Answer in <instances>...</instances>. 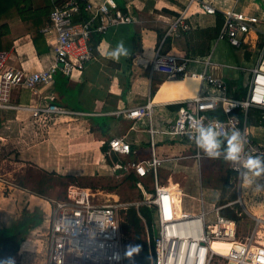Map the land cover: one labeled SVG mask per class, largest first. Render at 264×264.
<instances>
[{
    "label": "built area",
    "instance_id": "2783aa9c",
    "mask_svg": "<svg viewBox=\"0 0 264 264\" xmlns=\"http://www.w3.org/2000/svg\"><path fill=\"white\" fill-rule=\"evenodd\" d=\"M82 2L83 6H80L76 0H66L50 10L40 29L53 55L48 66L33 71L12 67L7 63L8 51L0 49V106H9L7 100L12 85L34 88L52 83L55 72L64 76L75 72L80 74L95 57L96 34L105 32L110 26L135 21L129 5L117 4L115 0ZM193 3L198 6L199 12L213 17V24L220 14L222 23L215 41L224 40L241 50L249 43L250 32L263 35V44L255 63L244 68L245 76L236 85L238 89H243L237 91V95L227 93L224 78L213 73L212 69L218 65L212 63L210 55L201 59L196 55L162 50L167 37L176 38L181 32L199 26L198 16L190 12ZM235 3L228 6L220 0H187L185 7L166 24L149 67L151 72H158L167 78L197 76L202 84L196 96L177 101L179 107L175 117L160 132L178 139L186 138L194 144L196 152L192 156L198 159L203 153L192 138L198 124H211L229 135L238 131L242 143L241 161L225 160L229 169L242 174L248 170L243 165L249 157L259 158L264 164V142L255 137L253 130L254 125L264 129V27H258L264 24V5L261 7L260 4L257 12H251L250 9L238 8ZM77 14L80 19L76 21L73 16ZM191 63L201 64L202 70L189 69ZM49 99L51 102L30 107L34 122L42 127L60 115L84 114L63 102L53 101L56 99L54 96ZM153 107L149 100L117 113L121 112L132 120L141 117L150 119ZM216 110H221L224 116L211 114ZM133 127L134 123L130 128ZM149 131L154 133L156 130L150 127ZM221 139L227 143L225 138ZM103 144L109 153L114 152L119 157L134 152L124 136H112ZM225 149L220 157L224 158ZM161 160L152 149L148 160L105 162L111 175L133 173L139 178L151 175L152 192L141 201L104 200L100 196L102 191L98 189L92 197L88 194V187L77 184H70L63 198L51 199L45 264H123L120 211L133 203L153 207L156 235L152 244L148 241L150 264H264V244L252 250V233L239 238L235 220L220 213L233 202L213 204L211 210H216L213 221L207 219L211 210H204L203 206L196 213L180 210L182 192L163 186L158 180L157 169ZM216 242L227 243L228 249L224 251L220 246L213 247Z\"/></svg>",
    "mask_w": 264,
    "mask_h": 264
},
{
    "label": "crops",
    "instance_id": "0c3cea01",
    "mask_svg": "<svg viewBox=\"0 0 264 264\" xmlns=\"http://www.w3.org/2000/svg\"><path fill=\"white\" fill-rule=\"evenodd\" d=\"M64 1L66 0H30L32 11L28 10L23 14H18L15 6L9 7L7 2H4L5 6L0 9V26H5L13 39L9 48L0 49L8 51V65L33 71L42 69L51 63L53 55L45 37L43 36V39L48 49L38 53L23 19L30 18L31 15L32 17L37 16L38 18L34 19L29 26H39L45 23L53 6ZM220 1L228 6L236 2L235 6L250 9L251 12H257V7H260V4L261 7L264 5V0L262 3L256 0ZM115 2L120 5H129L135 21L116 24L108 27L105 32L96 34L95 57L85 65L80 74L75 72L71 76H64L55 72L52 83L36 85L34 88L19 85H12L9 88L7 100L9 106H0V229L8 227L20 215L27 200L25 190L29 187V181H27L29 168L36 172L54 170L58 174L92 175L95 173L94 168L97 163L101 167L103 159L108 163L101 151V146L104 145L103 141L112 136H124L134 150L129 155L117 156L118 160H148L152 155V149L154 150L155 155L162 159L157 169L158 180L163 186H175L182 192L183 197L179 203L182 212L196 213L203 206L201 188V196L196 197L184 190V186L188 185L189 177L185 171L186 166L192 170L195 168L199 178L203 175V170L209 171L207 183L213 185L210 174L212 170L208 164L220 160L226 161L223 157L210 158L200 148L203 156L197 159L192 156L196 152L193 143L186 138L178 139L160 132L166 129L176 115V107L173 104H177L178 100L194 97L202 87L197 79L186 78L180 82L158 72H151L149 67L156 47L164 34L166 24L185 7L187 0H115ZM190 10L198 11L199 8L193 3ZM197 13L201 16V19L200 16L198 17L199 26L190 31L181 32L176 38L167 37L169 43L165 39L163 51L196 55L201 59L205 58L206 54L210 55L211 59L216 43L224 40L215 41L217 32L214 37L205 41L208 49L204 55H200L198 50L193 49L194 42L202 40L198 31L210 24L213 25V17ZM73 19L79 20L80 15H74ZM258 27L263 28L264 24H259ZM196 29L199 36L191 37L190 33ZM184 36H186V43L190 46L187 49L190 50L189 52L181 46L180 40ZM248 37L249 43L245 44L241 49L243 51L239 50V52L241 51L240 54L244 58L250 55L251 58L247 61L252 60L254 64L263 44V35L260 32L256 35L250 32ZM174 41L178 44L177 47L172 45ZM213 41L215 43L210 50V44ZM120 45L127 54L113 57L112 53L117 52ZM0 47H2L1 43ZM212 63L218 65L212 71L224 78L227 93L230 92L234 96L237 95V91H243L236 85L240 84L241 79L243 80L246 69L228 65L232 70L239 69V73L232 72L231 75H224L222 69L227 65ZM50 96L56 98L53 101L63 102L67 107L78 109L84 114L60 115L48 122L47 126L42 127L34 122L30 107L51 102ZM149 100L154 106L150 119L141 117L132 120L123 116L121 112L117 113V111ZM133 123L134 127L131 129L130 126ZM150 127L156 131L151 133ZM253 130L255 137L264 142V129L254 125ZM203 159L213 161L203 164ZM229 170L231 169L228 168V174L234 172ZM234 173L237 174V172ZM261 174L264 175V172ZM243 180L244 176H242L236 200L221 201L219 195V202H233L232 205L238 202L242 208H245L247 205L242 202ZM197 182L198 179L195 178L193 183L196 185ZM144 192L145 196L152 192V183L151 188L145 189ZM262 197L264 198V195ZM184 198L187 199L186 207L183 203ZM198 198L202 203L201 208L198 202H195ZM247 211H249V216L258 221L257 227L259 221L264 223L263 214L260 218L250 209ZM256 228L252 232L256 233Z\"/></svg>",
    "mask_w": 264,
    "mask_h": 264
},
{
    "label": "rangeland",
    "instance_id": "374dc122",
    "mask_svg": "<svg viewBox=\"0 0 264 264\" xmlns=\"http://www.w3.org/2000/svg\"><path fill=\"white\" fill-rule=\"evenodd\" d=\"M256 1H260L262 3V0H256ZM190 12H193L196 14V16H198L197 12L199 11L190 10ZM200 14L202 13L200 12ZM176 41L172 43V45L175 47L178 46ZM180 42L182 48L186 52H189L190 50L187 49L190 46L186 43V36H184V38H181ZM214 43H215L214 41L211 42L210 50H212ZM240 52L239 49L230 46L229 44H226L224 41H219L216 43L215 47L213 48L211 61L215 63H219V64L221 63L227 65L222 69V73L224 75H231L232 72L238 74L239 69L232 70L231 68L228 67V65H235L241 68H245V67L247 68L253 65L252 60L247 61V59L251 58V56L248 55L244 58L240 54ZM255 54L257 55L256 52ZM206 56L207 55L205 54L204 57ZM188 68L195 69L197 71L202 70L201 64L195 65V63H191ZM211 161L213 160L203 159V164ZM101 163H103L102 167L99 166V164L97 163V166L94 168L95 173H93L92 175L91 174L79 175L80 177L77 179H71L60 176L54 170H50V171L42 170L41 172L40 171L36 172L33 169L29 168L28 170L29 174L27 178V181H29L28 184L29 187H27L28 190H25L27 200L25 201V204L23 205L20 211V215L24 211H34L40 214L42 218V222L39 224V226L31 228L24 235V239L20 242L18 249L11 254L10 258H12L15 264H45L46 251H47V216L49 211L52 209L51 199H58L62 197L66 191L67 186H69L70 183L79 184V186L80 185L89 186L88 188H91L93 191L98 189L99 191H102V194H100V196L104 200L107 199L110 201H117V202H136L137 200H139V198L144 197L146 195L144 192L145 189L151 188V183H152L151 175H147L146 177L141 178L143 183L141 184L140 188L137 187L140 190V195H139L138 189H136V187L132 185L130 180L126 179L125 177L126 175L118 176L113 173L111 175V173L109 174L110 171L107 170L108 167H106L105 161L103 160V162ZM185 164L189 165L188 163ZM208 166H210V169L212 170L210 174H211V181H213L214 184L209 185L210 183L209 184L207 183L208 181L207 175L209 176L208 173L209 171L203 170L202 172L203 175L200 176L199 178L198 172L197 170H195V168L194 170H192V168L186 166L185 171L188 173L189 177L187 180L188 185L184 186V190L193 194L196 197L197 195L201 196L200 194V188H201L203 193V208L204 210L209 211L211 210L213 204L218 205L220 203L219 195L221 201H223L224 199H225L224 201L237 199L239 185L243 175L241 176V174L238 173L235 174L234 172L228 174V167H227L228 165L224 160L209 163ZM85 170L87 171L86 168ZM246 172H248V170ZM249 177H251L250 174ZM195 178L198 179L196 185L193 183V180ZM252 180L254 185V191H257V189L259 190L257 191V193L259 194V198H257V200H261L262 195H264V178L263 179L254 178ZM193 185H195V187H191ZM248 191L249 193L255 194L253 189ZM262 201L264 202V199ZM195 202L196 203L198 202V205L201 208L202 203L200 198H198V201L195 200ZM183 203H184V207H186L187 205L186 198H184ZM232 206L235 207L234 214L236 217L234 219L236 224L237 236L242 239L245 236H248L252 233V231L257 227L258 221L256 219H253L251 216H249V211H247L249 208L245 206V204H244L245 208H242L238 202L237 203L235 202ZM232 206L230 205L228 207H231L232 209ZM220 213H223L222 210L220 211ZM20 215L18 216V218L20 217ZM215 215H216V210L212 209L207 213V219L213 221L215 219ZM230 216L233 217V215ZM120 217L122 220L123 218L122 212H120ZM125 238L126 236L122 233L123 253L125 246L124 245ZM213 246L215 247L217 245L213 244ZM123 264H125V261H123Z\"/></svg>",
    "mask_w": 264,
    "mask_h": 264
},
{
    "label": "trees",
    "instance_id": "16d2710c",
    "mask_svg": "<svg viewBox=\"0 0 264 264\" xmlns=\"http://www.w3.org/2000/svg\"><path fill=\"white\" fill-rule=\"evenodd\" d=\"M5 1L7 2V6L9 7L15 6L18 14L27 13L28 10L32 11V5L30 3V0H0V9L5 6L4 3ZM76 1L78 4H80V6H83L82 0H76ZM37 18H38L37 16L32 17L31 15L30 18L23 19V21L26 22L25 25L26 30L31 35L32 42L36 51L38 53H41L48 49L47 46L45 45L43 34L40 31V29L44 25L43 24L44 22L39 26L36 25L29 26V24L33 23V20ZM221 23L222 20L220 19V14L218 13L217 17L215 18V23L213 25L210 24L206 28L201 29V31H198L196 29L190 33V36L192 35L191 37L195 35L196 38L199 36L197 35V31L200 34L201 37L200 39L202 40L195 41L193 48L195 50H198V53L200 55H204L206 53L208 49V45H206L205 41L210 40L212 37L216 35V33L218 32L221 26ZM12 39L13 38L11 33L5 28V26L1 25L0 43L2 47L0 48H9V46L12 44ZM166 40L167 43H169V39L166 38ZM41 44H43L44 46H42ZM173 106L176 107L177 110L179 104L178 103L173 104ZM211 114L216 115L218 117L224 116L221 110H216ZM226 145L227 143H223L222 145L223 149L226 148ZM101 151L106 156L108 163L118 161V157H117L118 155L114 152L109 153L108 148L105 144L101 146ZM110 158H112L113 160H111ZM59 175L71 179H77L80 177L79 175H74V174H59ZM250 176H251L250 177L251 183H246L245 179L243 180V184H242L244 188V194L242 196L243 202L247 205V207L252 211L253 214L260 217L264 213V202L262 201L264 198L262 197L261 200H257L259 194L257 193V191H254V185L252 179L254 178L263 179L264 176L262 174H260L259 176H252L250 174ZM125 177L127 180H130L132 185H134L136 188L137 187L140 188L141 184L143 183L142 179L137 177L133 173H130ZM70 184H75V183H70ZM83 187H89V186L83 185ZM67 188L64 195L60 198H63L65 196L67 192ZM251 189H253L255 194L249 193L248 190ZM138 193L140 195L139 189H138ZM144 198L145 197H141L137 201H141ZM234 209H235L234 206H232V209L231 207H226L222 210L223 212L222 214L228 217H231L230 215H233V217L231 218L234 219L236 217L234 214L235 212ZM120 212H122L123 215V218L121 220V231L126 236L124 242L125 243L124 253H123L125 264H150L148 241L150 242V244H152L153 239L156 235V230L154 227L153 207L148 204L135 205L133 203L132 205H129L128 207L121 209ZM41 222H42V218L40 214H38L37 212L24 211L20 215V217L17 220L13 221L8 227L0 229V261L10 258L11 254L18 249L20 242L24 239V235L31 228L39 226ZM255 234L256 235L254 236V242L260 245L264 244V223L258 225Z\"/></svg>",
    "mask_w": 264,
    "mask_h": 264
},
{
    "label": "clouds",
    "instance_id": "9594fccd",
    "mask_svg": "<svg viewBox=\"0 0 264 264\" xmlns=\"http://www.w3.org/2000/svg\"><path fill=\"white\" fill-rule=\"evenodd\" d=\"M120 54H127L122 45L118 47V51L112 53L113 57H118ZM227 140L226 149L224 151V159L228 161H241L242 143L240 133L238 131H232L231 135L225 132L223 129L214 127L213 125L198 124L195 129L192 138L198 148L210 158H218L222 154V144L224 141L221 138ZM248 169V172L243 173L246 183H251L249 172L252 176H259L261 172H264V164H262L259 158L249 157L243 165ZM0 264H14L12 258L0 261Z\"/></svg>",
    "mask_w": 264,
    "mask_h": 264
},
{
    "label": "bare ground",
    "instance_id": "6f19581e",
    "mask_svg": "<svg viewBox=\"0 0 264 264\" xmlns=\"http://www.w3.org/2000/svg\"><path fill=\"white\" fill-rule=\"evenodd\" d=\"M186 78H192V79H197V80H199L200 81V79L197 77V76H193V75H186V76H184V77H182V78H170V79H174V80H177V81H184ZM178 79H181V80H178ZM196 96V95H195ZM169 186V185H168ZM170 187H172L171 185H170ZM175 187V186H174ZM174 187H172V188H174ZM176 188V187H175ZM88 194L90 195V196H92V197H94L95 196V191H93V190H91L90 188H88ZM102 194V193H101ZM98 196V195H97ZM116 197V196H115ZM260 223H263V221H259V224ZM257 229V228H256ZM255 233V231L254 232H252V242H251V249L252 250H254L258 245H260V244H258V243H256V242H254V234ZM213 244H216L217 246H220L221 248H222V250H226V249H228V244L227 243H222V242H216V243H213ZM214 247V246H213Z\"/></svg>",
    "mask_w": 264,
    "mask_h": 264
}]
</instances>
